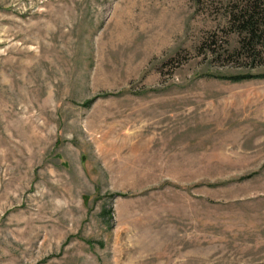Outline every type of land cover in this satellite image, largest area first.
Instances as JSON below:
<instances>
[{
    "label": "rangeland",
    "instance_id": "374dc122",
    "mask_svg": "<svg viewBox=\"0 0 264 264\" xmlns=\"http://www.w3.org/2000/svg\"><path fill=\"white\" fill-rule=\"evenodd\" d=\"M262 9L0 0V264H264Z\"/></svg>",
    "mask_w": 264,
    "mask_h": 264
},
{
    "label": "trees",
    "instance_id": "16d2710c",
    "mask_svg": "<svg viewBox=\"0 0 264 264\" xmlns=\"http://www.w3.org/2000/svg\"><path fill=\"white\" fill-rule=\"evenodd\" d=\"M264 12V9H262ZM252 8L249 9H244L240 15V19L239 22L242 23L241 26L243 29H247L252 38L255 37V35L260 31V19L257 17L258 15H260V13L256 14L255 12H251ZM264 31V30H263ZM253 77H257V76H252V75H246V76H240V77H231L230 79L235 80V81H239V80H243V79H250ZM259 77V76H258ZM263 77V76H260Z\"/></svg>",
    "mask_w": 264,
    "mask_h": 264
}]
</instances>
